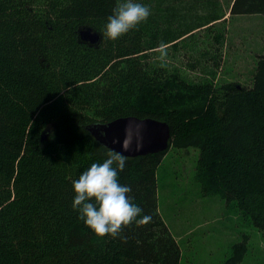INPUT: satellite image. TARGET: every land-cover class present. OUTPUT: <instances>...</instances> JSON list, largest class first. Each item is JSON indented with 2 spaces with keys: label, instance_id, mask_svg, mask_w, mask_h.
Wrapping results in <instances>:
<instances>
[{
  "label": "trees",
  "instance_id": "16d2710c",
  "mask_svg": "<svg viewBox=\"0 0 264 264\" xmlns=\"http://www.w3.org/2000/svg\"><path fill=\"white\" fill-rule=\"evenodd\" d=\"M118 2L0 0V264H179L157 211L166 152L124 157L118 179L142 212L115 237L92 234L71 207L72 180L114 153L85 127L126 116L167 123L169 148L199 151L201 197L218 196L264 233V53L250 87L188 81L147 60L149 51L222 16L168 31L161 44L146 42V21L103 39ZM229 14L264 15V0H233ZM88 28L98 43L81 40ZM218 56L209 58L215 69ZM245 246L234 244L224 264H239Z\"/></svg>",
  "mask_w": 264,
  "mask_h": 264
},
{
  "label": "rangeland",
  "instance_id": "374dc122",
  "mask_svg": "<svg viewBox=\"0 0 264 264\" xmlns=\"http://www.w3.org/2000/svg\"><path fill=\"white\" fill-rule=\"evenodd\" d=\"M141 2L152 10L146 22L153 27L144 25L147 43L161 44L168 31L179 34L211 12L222 16L217 23L195 29L173 45H161L167 51L163 59L158 46L149 51L153 57L147 60L153 59L156 66L163 61L165 67L188 81L252 85L258 57L264 53V15H233L222 23L231 0ZM216 53L220 58L215 69L209 58ZM198 157L195 148L170 147L156 172L157 211L178 243L179 264H224L232 246L243 241L245 253L239 264H264V233L218 196L201 197L194 178Z\"/></svg>",
  "mask_w": 264,
  "mask_h": 264
},
{
  "label": "clouds",
  "instance_id": "9594fccd",
  "mask_svg": "<svg viewBox=\"0 0 264 264\" xmlns=\"http://www.w3.org/2000/svg\"><path fill=\"white\" fill-rule=\"evenodd\" d=\"M152 14L149 4L141 0H119L103 25V39L115 41ZM160 59L167 56L162 46ZM126 167L123 155L108 153L102 162H93L78 178L72 180V209L92 234L115 237L141 214V207L127 194L131 188L118 179ZM150 217L144 216L147 221Z\"/></svg>",
  "mask_w": 264,
  "mask_h": 264
},
{
  "label": "water",
  "instance_id": "95a60500",
  "mask_svg": "<svg viewBox=\"0 0 264 264\" xmlns=\"http://www.w3.org/2000/svg\"><path fill=\"white\" fill-rule=\"evenodd\" d=\"M79 36L82 41L92 45L100 40L99 34L90 28L81 30ZM85 130L101 146L123 157L163 153L169 148L168 124L153 118L126 116L108 123L89 124Z\"/></svg>",
  "mask_w": 264,
  "mask_h": 264
},
{
  "label": "crops",
  "instance_id": "0c3cea01",
  "mask_svg": "<svg viewBox=\"0 0 264 264\" xmlns=\"http://www.w3.org/2000/svg\"><path fill=\"white\" fill-rule=\"evenodd\" d=\"M232 2H233V0H231L229 6H227L226 9H225L226 12H225V16L223 17V19H225V20H222V23H223V22H226V21L228 20V18H227L228 16L231 17V15L229 14V11H230V7H231ZM220 19H221V18H220ZM220 19H219V20H220ZM217 21H218V20H217ZM214 23H217V22H214Z\"/></svg>",
  "mask_w": 264,
  "mask_h": 264
}]
</instances>
